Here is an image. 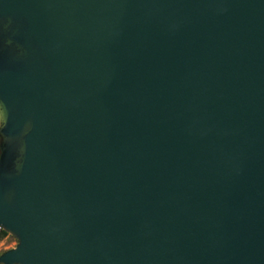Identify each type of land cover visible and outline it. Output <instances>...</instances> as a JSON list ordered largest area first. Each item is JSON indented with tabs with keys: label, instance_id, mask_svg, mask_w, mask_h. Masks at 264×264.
<instances>
[{
	"label": "water",
	"instance_id": "obj_1",
	"mask_svg": "<svg viewBox=\"0 0 264 264\" xmlns=\"http://www.w3.org/2000/svg\"><path fill=\"white\" fill-rule=\"evenodd\" d=\"M0 264H264V0H0Z\"/></svg>",
	"mask_w": 264,
	"mask_h": 264
},
{
	"label": "rangeland",
	"instance_id": "obj_2",
	"mask_svg": "<svg viewBox=\"0 0 264 264\" xmlns=\"http://www.w3.org/2000/svg\"><path fill=\"white\" fill-rule=\"evenodd\" d=\"M17 239L10 234H2L0 231V254L15 247Z\"/></svg>",
	"mask_w": 264,
	"mask_h": 264
},
{
	"label": "trees",
	"instance_id": "obj_3",
	"mask_svg": "<svg viewBox=\"0 0 264 264\" xmlns=\"http://www.w3.org/2000/svg\"><path fill=\"white\" fill-rule=\"evenodd\" d=\"M2 234H7V232H5L4 230H0Z\"/></svg>",
	"mask_w": 264,
	"mask_h": 264
},
{
	"label": "built area",
	"instance_id": "obj_4",
	"mask_svg": "<svg viewBox=\"0 0 264 264\" xmlns=\"http://www.w3.org/2000/svg\"><path fill=\"white\" fill-rule=\"evenodd\" d=\"M2 228L0 227V230H1Z\"/></svg>",
	"mask_w": 264,
	"mask_h": 264
}]
</instances>
